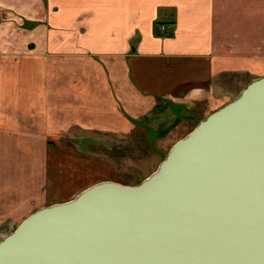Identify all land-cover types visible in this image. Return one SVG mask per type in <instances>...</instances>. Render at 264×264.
Here are the masks:
<instances>
[{"label":"crops","instance_id":"obj_1","mask_svg":"<svg viewBox=\"0 0 264 264\" xmlns=\"http://www.w3.org/2000/svg\"><path fill=\"white\" fill-rule=\"evenodd\" d=\"M0 9L21 20L19 41L0 27V242L94 185L131 186L91 173L92 140L144 130L170 152L264 77V0H0ZM76 148L87 171L77 183L73 166L60 168L61 151Z\"/></svg>","mask_w":264,"mask_h":264},{"label":"water","instance_id":"obj_2","mask_svg":"<svg viewBox=\"0 0 264 264\" xmlns=\"http://www.w3.org/2000/svg\"><path fill=\"white\" fill-rule=\"evenodd\" d=\"M0 264H264V77L140 184L35 212L0 242Z\"/></svg>","mask_w":264,"mask_h":264},{"label":"rangeland","instance_id":"obj_3","mask_svg":"<svg viewBox=\"0 0 264 264\" xmlns=\"http://www.w3.org/2000/svg\"><path fill=\"white\" fill-rule=\"evenodd\" d=\"M20 22L21 20L13 15L12 12L2 11L0 9L1 29L7 30L10 36L11 33L9 30L14 29L17 33L18 41L21 27ZM238 90L236 88V93H238ZM185 113L187 114V112ZM171 114L173 117L170 122L178 118L177 115ZM159 140L158 138L152 139L150 134L144 130L141 133L139 132L133 139L92 140L94 144L91 148L93 150L91 158L94 161L92 162L91 173L105 172L107 169V171H112L111 175L113 179L123 181L131 186H136L156 172L168 155L169 152H165L167 148H163L166 140ZM81 149L84 150L83 148ZM83 159L82 151L79 148H76L75 154L71 153V151H61V161L63 163L60 165V168L63 169L73 166V172L75 174L74 180H76V183L87 172L84 169L80 170V167L82 168L80 164L83 165V161L81 160ZM96 159L98 161L95 162ZM105 160L109 161L108 166L105 165ZM59 172L60 176H62V170Z\"/></svg>","mask_w":264,"mask_h":264},{"label":"built area","instance_id":"obj_4","mask_svg":"<svg viewBox=\"0 0 264 264\" xmlns=\"http://www.w3.org/2000/svg\"><path fill=\"white\" fill-rule=\"evenodd\" d=\"M161 29H162V30H165V29H166V26H162Z\"/></svg>","mask_w":264,"mask_h":264}]
</instances>
